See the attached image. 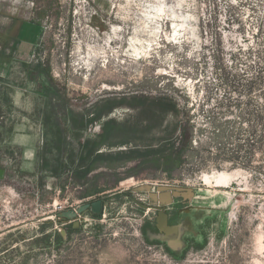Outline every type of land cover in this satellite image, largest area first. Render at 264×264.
Here are the masks:
<instances>
[{
    "label": "rangeland",
    "instance_id": "1",
    "mask_svg": "<svg viewBox=\"0 0 264 264\" xmlns=\"http://www.w3.org/2000/svg\"><path fill=\"white\" fill-rule=\"evenodd\" d=\"M0 52V264H264V0H0Z\"/></svg>",
    "mask_w": 264,
    "mask_h": 264
},
{
    "label": "crops",
    "instance_id": "2",
    "mask_svg": "<svg viewBox=\"0 0 264 264\" xmlns=\"http://www.w3.org/2000/svg\"><path fill=\"white\" fill-rule=\"evenodd\" d=\"M33 23H34L33 21H28V20L22 21L21 28H20L19 34H18L19 38H20V34H22L23 32L27 33V32H31L32 30L36 29V24H33ZM19 38H18V40H19ZM27 38L28 37H25V35H24V37L22 39H20V41H22V43L20 44L21 45L20 47H22L21 48L22 50L27 49L28 47L32 46V44H31L32 41H30V39H27ZM6 45H7V43H6ZM29 136H31V135L25 134L22 137L25 138V137H29ZM32 138L34 140H36V138H34V137H32ZM34 142H35V144L33 145V147L29 146L28 147V151H27V157L28 158L32 157L33 158V162L30 163L28 166H25V164L23 165V169L26 172H34L37 169V166H38V164H37V162H38V159H37L38 144L36 145V141H34ZM19 145L23 149V156H24L25 153H26V147H25V145H23V143H19ZM125 150H129V148L122 149L121 151H125ZM130 150L132 151V147H131ZM126 153H128V152H126ZM129 153L132 154L133 152H129ZM135 158H137V157H131L132 160L135 159Z\"/></svg>",
    "mask_w": 264,
    "mask_h": 264
},
{
    "label": "trees",
    "instance_id": "3",
    "mask_svg": "<svg viewBox=\"0 0 264 264\" xmlns=\"http://www.w3.org/2000/svg\"><path fill=\"white\" fill-rule=\"evenodd\" d=\"M163 101H166V102H163ZM154 105H156V107H153L155 108L156 112L159 113L161 112L162 110H167V111H171V112H177V107H176V104L175 102H172V100H169L168 98H157L154 102H153ZM168 145H170V148H174L176 146V143H177V139L174 138V139H171L168 141L167 139V142ZM164 145V144H163ZM160 145L159 147L157 148H148L147 150L143 151L141 156L142 155H146L148 154V152H155L156 154L158 153L160 155V152L161 150H163V147H166V145ZM136 149V148H135ZM155 149V150H153ZM121 151V150H120ZM134 151H139V150H134V148H132V152ZM100 153H104V152H100ZM154 153V155H155ZM119 153L116 154V156L118 155ZM109 155V154H107ZM111 155H114V154H111ZM99 156H104V155H99ZM157 156V155H155ZM160 157V156H159ZM163 159V158H162ZM157 160L160 162V159L157 158ZM162 163V162H161ZM89 169L85 170V172H87ZM26 172V171H25Z\"/></svg>",
    "mask_w": 264,
    "mask_h": 264
},
{
    "label": "bare ground",
    "instance_id": "4",
    "mask_svg": "<svg viewBox=\"0 0 264 264\" xmlns=\"http://www.w3.org/2000/svg\"><path fill=\"white\" fill-rule=\"evenodd\" d=\"M157 12L158 13H163L165 12V5L164 3L162 5L157 6ZM178 28V27H177ZM117 29V27H115ZM178 30V29H177ZM215 180L218 182L220 181L219 174L214 175ZM207 180H211V178H207ZM155 196V195H154ZM158 196V195H157ZM156 197V196H155ZM157 198V197H156ZM158 199L161 200V202L164 203H169L172 200V195L170 193H163L161 194V197ZM163 203V204H164ZM158 225L161 229L165 230L168 233H177L179 232L180 226L177 225H170L167 221V214L164 211L160 212V215L158 217Z\"/></svg>",
    "mask_w": 264,
    "mask_h": 264
},
{
    "label": "water",
    "instance_id": "5",
    "mask_svg": "<svg viewBox=\"0 0 264 264\" xmlns=\"http://www.w3.org/2000/svg\"><path fill=\"white\" fill-rule=\"evenodd\" d=\"M101 205H102V201H95L93 202V208L95 211H100L101 210ZM167 221H168V215H167Z\"/></svg>",
    "mask_w": 264,
    "mask_h": 264
},
{
    "label": "built area",
    "instance_id": "6",
    "mask_svg": "<svg viewBox=\"0 0 264 264\" xmlns=\"http://www.w3.org/2000/svg\"><path fill=\"white\" fill-rule=\"evenodd\" d=\"M54 207H55L56 209H57V208H60V209H61V208H63V204H62L61 202H59V201L56 200V201L54 202Z\"/></svg>",
    "mask_w": 264,
    "mask_h": 264
}]
</instances>
